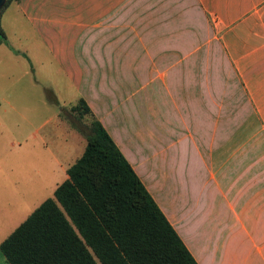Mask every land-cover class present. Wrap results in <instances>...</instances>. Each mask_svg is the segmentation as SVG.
Here are the masks:
<instances>
[{"label":"crops","instance_id":"obj_1","mask_svg":"<svg viewBox=\"0 0 264 264\" xmlns=\"http://www.w3.org/2000/svg\"><path fill=\"white\" fill-rule=\"evenodd\" d=\"M11 2L6 22L10 2L0 12V240L43 199L13 163L20 147L46 149L63 178L82 152L67 109L80 96L198 264H264V0ZM37 66L74 95L43 85L39 109H60L28 119L16 83L37 81Z\"/></svg>","mask_w":264,"mask_h":264},{"label":"trees","instance_id":"obj_2","mask_svg":"<svg viewBox=\"0 0 264 264\" xmlns=\"http://www.w3.org/2000/svg\"><path fill=\"white\" fill-rule=\"evenodd\" d=\"M11 1L5 0L1 10ZM6 35L0 26V42ZM85 139L58 182L4 238L10 264H198L128 160L78 96Z\"/></svg>","mask_w":264,"mask_h":264},{"label":"rangeland","instance_id":"obj_3","mask_svg":"<svg viewBox=\"0 0 264 264\" xmlns=\"http://www.w3.org/2000/svg\"><path fill=\"white\" fill-rule=\"evenodd\" d=\"M187 5H188V2H187ZM13 9H14V2H10L2 10L1 19H3L4 22H6V19L10 18V15L12 14ZM174 13L176 12L173 9H171V14H174ZM12 40L15 42L17 41L13 37H12ZM31 45L32 43L27 48L30 55H32V53L30 52ZM36 70L37 71L34 75L35 76L34 78H37L36 79L37 81L32 79L33 76L30 75L29 77V75L26 74L22 76L19 79V81H17L16 83L19 89H24L25 91H27L25 99L27 102H29V105L32 106L31 112H28V110L26 112L28 119H37V116L40 113H42L43 115L44 112L46 111L43 106H45L47 110L48 109L54 110L56 108L60 109L59 105L53 102H49L48 105L43 103L41 110L39 109V106H40L39 94H42L43 85L47 84V85L58 87L59 89L58 100H61V97L66 98L68 100L73 99L72 96L74 95L73 94L74 91L71 93L72 89L67 84H65L63 78L61 77V74L55 75L51 73V71H49L46 76L45 71L44 72L39 71L38 66L36 67ZM32 141L33 140H28L26 141V145H24L23 147H20V149L22 148L24 149V150H21V153L24 154V157L23 158L21 157L19 162L14 161L13 163H15L16 165H19L20 163L19 165L20 169H23L27 176H31V178H33V181L31 183H34L32 186L35 189L34 200H36V197L44 198L45 196L50 195L52 191L53 183L60 181L63 178V175L61 172H57L53 177L50 176L51 172L49 171V167H48L49 155H50L49 152L43 147L33 146L31 144ZM4 147L5 149H7L6 151L10 153L16 152V147H8L7 144L4 145ZM40 150H41V153L40 154L37 153ZM44 151H46V153H44ZM36 168L40 170V174L38 175L34 174V169Z\"/></svg>","mask_w":264,"mask_h":264},{"label":"water","instance_id":"obj_4","mask_svg":"<svg viewBox=\"0 0 264 264\" xmlns=\"http://www.w3.org/2000/svg\"><path fill=\"white\" fill-rule=\"evenodd\" d=\"M5 2V0H0V7L2 6V4Z\"/></svg>","mask_w":264,"mask_h":264}]
</instances>
